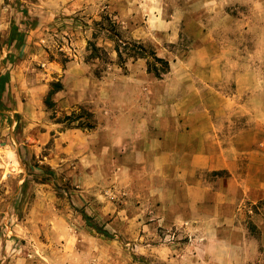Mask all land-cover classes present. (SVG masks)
<instances>
[{
    "label": "rangeland",
    "instance_id": "obj_1",
    "mask_svg": "<svg viewBox=\"0 0 264 264\" xmlns=\"http://www.w3.org/2000/svg\"><path fill=\"white\" fill-rule=\"evenodd\" d=\"M135 44L147 57L127 56ZM151 55L168 61L159 77ZM242 67L264 81V0H0V264H215L192 221L213 200L262 252V100L225 111L220 96ZM192 92L208 107L197 143L178 108Z\"/></svg>",
    "mask_w": 264,
    "mask_h": 264
},
{
    "label": "crops",
    "instance_id": "obj_2",
    "mask_svg": "<svg viewBox=\"0 0 264 264\" xmlns=\"http://www.w3.org/2000/svg\"><path fill=\"white\" fill-rule=\"evenodd\" d=\"M189 77L196 76L190 75V71H186ZM228 74H225L227 77H234V93H224L220 94L223 98V109L225 111H231L233 108V99L236 97L239 98V109L247 111L249 108V104L252 105L251 100L248 98V94H254L252 97L255 103L256 99L260 96L262 100L260 103L256 102L255 108L259 111V115L263 117L264 114V81L261 80L263 76L260 72L255 69H247L246 67H242L237 70H229L226 69ZM244 98V99H243ZM181 100L178 104V108L181 109L184 113V120L182 125V134L184 141H189L192 143H197L200 141V135L204 132V127L206 123L199 122L197 120V116L195 117L194 110H207L206 102L203 103L202 106L199 105L195 98V93L191 94H183ZM259 103V104H258ZM187 111H190L188 113ZM230 114V113H229ZM264 119H261L263 122ZM211 125H213L210 120ZM209 134H211L209 132ZM167 153L171 154V157L175 154L172 153V149H167ZM190 156L191 160V168L186 170H190L191 174L199 171L200 165L199 162L195 161V157H199L198 150L192 149L189 154H187L186 150H183L182 156ZM207 158H210L209 155H204ZM198 163V164H197ZM209 165V162L206 163V166ZM207 170L214 169L215 167L210 166L206 167ZM191 187L199 189L200 186H204L203 183L192 176L191 177ZM196 201V200H195ZM213 205L216 207V212L205 214L201 213V211H196V216H193L192 221L197 222L196 228L197 230L203 232L207 237L215 238L212 241L213 246H216V256L214 257L215 264H264V249L262 252L259 251L256 244L255 239H250L246 237L243 233V228L236 219V215H234L231 211L228 212H220L218 208V203L220 200H213ZM199 202V199H197ZM262 240L264 244V232L262 233ZM264 246V245H263Z\"/></svg>",
    "mask_w": 264,
    "mask_h": 264
},
{
    "label": "trees",
    "instance_id": "obj_3",
    "mask_svg": "<svg viewBox=\"0 0 264 264\" xmlns=\"http://www.w3.org/2000/svg\"><path fill=\"white\" fill-rule=\"evenodd\" d=\"M9 41H13L16 40L19 43L22 42L23 39V32L20 31V29L18 28V26L16 25H12L11 29H10V33H9V37H8ZM122 43V46H127L126 42H120ZM89 46H90V52L88 54L89 58H94V57H98V53L97 51L99 50L98 47H96L94 45V43L89 42ZM134 46V50L132 51H127V56H133V57H147L148 54L145 53V48L142 45H133ZM115 51L116 54L118 56L119 59H121L122 56V51L119 49V43L115 44ZM153 54V53H150ZM152 56V60H147V70L149 72H152L156 77H159L160 75V71H167L168 69V61L166 59L157 57L155 55H151ZM123 61V59H122ZM156 62H159L160 65H156ZM9 78V74L8 72H4L0 74V97L2 95V92L5 89V84L8 81ZM54 86H57V88L59 87V84L55 83ZM1 102V101H0ZM1 104V103H0ZM91 127V126H89ZM83 218L85 220V222L87 223V225L91 228H93L94 230H96L98 233H101L104 236L110 237L111 233H109L108 230H106L105 228L97 225L96 223L92 222L91 219L86 216L83 215Z\"/></svg>",
    "mask_w": 264,
    "mask_h": 264
}]
</instances>
